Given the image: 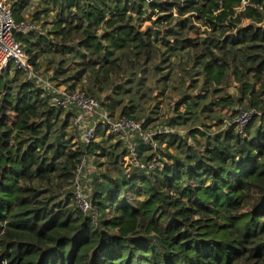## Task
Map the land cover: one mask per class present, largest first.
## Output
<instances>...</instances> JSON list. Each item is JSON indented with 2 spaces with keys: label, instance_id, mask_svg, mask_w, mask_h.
Instances as JSON below:
<instances>
[{
  "label": "trees",
  "instance_id": "16d2710c",
  "mask_svg": "<svg viewBox=\"0 0 264 264\" xmlns=\"http://www.w3.org/2000/svg\"><path fill=\"white\" fill-rule=\"evenodd\" d=\"M10 1L28 22L32 0ZM42 1L40 27L17 39L55 88L14 65L0 73V264H264V0ZM176 59L178 116L148 131ZM60 85L152 140L98 128L107 146L86 145L77 108L54 103ZM218 105L231 109L207 127L218 132L179 133ZM91 156L88 189L78 171Z\"/></svg>",
  "mask_w": 264,
  "mask_h": 264
},
{
  "label": "built area",
  "instance_id": "2783aa9c",
  "mask_svg": "<svg viewBox=\"0 0 264 264\" xmlns=\"http://www.w3.org/2000/svg\"><path fill=\"white\" fill-rule=\"evenodd\" d=\"M34 29H36V26L32 23H18L8 1L0 0V73L11 65H14L16 68L24 70L28 78H37L40 85L46 88L49 87V85H46L44 80L40 76H37L33 69L29 67L28 57L17 39V32ZM58 95L59 96L54 99L56 106L68 109L73 105L77 108L74 126L85 131L83 141L86 145H90L96 140L98 128L106 130L107 134H123L122 138L125 137L130 139L128 132H132L141 134L145 143L152 140L151 135L144 134L140 124L127 119L114 121L109 114L100 110L101 106L95 98L85 93L79 91L69 93L65 89L59 90ZM251 117V112H242L241 116L234 122L237 124L240 133H244ZM83 204L84 206L80 203L81 208L84 207V212H86L89 209V205L86 202H83Z\"/></svg>",
  "mask_w": 264,
  "mask_h": 264
},
{
  "label": "rangeland",
  "instance_id": "374dc122",
  "mask_svg": "<svg viewBox=\"0 0 264 264\" xmlns=\"http://www.w3.org/2000/svg\"><path fill=\"white\" fill-rule=\"evenodd\" d=\"M9 2V4L11 3L10 0H7ZM11 5V4H10ZM45 3H43L42 0H32L31 3H29V5L26 6V8L24 9L23 11V14H24V17L26 18L25 20L28 21V22H33L34 23V19H33V15L39 11V10H42L44 7H45ZM34 20V21H33ZM44 20V17H42V21ZM51 20V19H50ZM36 23V26H37V21H35ZM34 23V24H35ZM41 25V22L38 23V26L40 27ZM38 28V27H36ZM71 56L69 54H66L65 55V59H68L70 58ZM182 67H186V64L185 65H181L178 63V60L176 59L175 60V63H174V71L172 73V76L174 77V80L171 81V83L169 84V88L168 90L166 91L165 93V96L163 97H160L158 96L157 99L160 103V109H159V115H158V122L153 125L151 128H149L148 131H152V132H155L154 130L157 128V127H164L166 125V122L169 123V120L173 117H176L178 116V112L175 110V105L177 103V99H178V94H179V91L178 90H175V85L176 84H173L176 82V79H179L180 78V75L181 74H184L186 75L187 72H180V70H182ZM52 69V67H51ZM74 69L73 65L69 66L67 70H70L72 71ZM43 71L45 72V74H42L43 76H45L46 78H48V82L46 80V85H49V88L50 89H53L55 88V81L53 80L52 81V71H50L48 69V71L46 70V68L44 67ZM40 76L41 78H43V76ZM44 77V78H45ZM196 79H198V77H194ZM150 82V85H151V80L149 81ZM87 85H88V82H84L82 85H79L78 86V89L79 90H82V88H84L86 90L87 88ZM153 87L155 85H152ZM181 86V83L177 84V87L180 88ZM186 86V85H185ZM65 85L59 87V90H65ZM235 92H236V86L235 84H230V86L228 87L227 89V93L228 95L230 96H235ZM86 93V92H85ZM156 95V92H154V96ZM214 113L210 114V117L211 119H205L203 116H200V119L192 124L190 123L188 127L184 128L182 127L183 129H179V133L183 136H185L186 133L190 132V131H193V130H196L195 128L198 129V134L196 135L199 139L201 140H204V136H202L203 133H215V132H218L220 130V127H212V128H207L212 122H217L216 118L219 117V116H224L226 115L227 117H229V115L231 114V109L230 108H225V107H219V105L217 107H215L214 109ZM180 113H183L184 111V108L183 107H180ZM118 116V114H117ZM114 117L112 118L114 121L115 120H119L118 117ZM205 116H209L208 113H205ZM241 116V115H240ZM212 118L214 120H212ZM230 122V121H229ZM202 123H205L206 126H202ZM231 123V122H230ZM73 125H74V122H73ZM72 125V127H73ZM76 128L78 129V132H81V136H82V139L85 135V131L83 129H80L79 127L76 126ZM83 130V131H82ZM171 130V129H169ZM78 136L76 137V140H78ZM95 142L97 144H103L104 146H107V144L103 143V140L102 138L98 137L96 138ZM110 142V141H109ZM190 143H192V140H190ZM114 144V142H113ZM110 145V144H109ZM166 143L163 144V146L166 148ZM163 147V148H164ZM172 152H175V149H171ZM95 160H98L97 157H90L89 160L87 162H85V164H83V166H81V168L79 169V178L81 177L83 179L84 182H86V187L89 189L90 187V184L93 182V175H97L99 173V170L96 166V164H94V161ZM100 162H104L105 160L104 159H99ZM126 160H129V158H127ZM83 187V186H82ZM84 189V188H82ZM78 200H79V203H82V205L84 206L83 202H86V197L83 195V194H79L78 195ZM88 204V202H86ZM89 205V204H88ZM85 208L83 207L82 210H84Z\"/></svg>",
  "mask_w": 264,
  "mask_h": 264
}]
</instances>
